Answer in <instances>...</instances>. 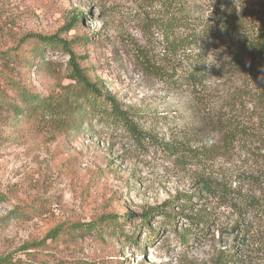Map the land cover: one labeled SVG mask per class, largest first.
<instances>
[{
  "label": "rangeland",
  "instance_id": "1",
  "mask_svg": "<svg viewBox=\"0 0 264 264\" xmlns=\"http://www.w3.org/2000/svg\"><path fill=\"white\" fill-rule=\"evenodd\" d=\"M142 1L0 0V52L20 46L24 56H34L25 75L33 90L44 96L67 83L68 55L24 38L58 34L85 56L83 66L103 90L127 107L158 116L145 128L183 149L174 156L139 150L99 128L96 135L33 136L11 126L0 146V255L52 264H264L250 255L238 229H224L218 221L182 248L176 233L187 218L175 213L173 225L160 215H172L170 207L180 210L184 200L193 211L200 209L199 180H226L245 159L243 147L204 124L205 108L164 92L130 63L124 40L141 35L128 13ZM146 212L148 225L141 221ZM56 227L63 230L57 242L48 239L37 251H23Z\"/></svg>",
  "mask_w": 264,
  "mask_h": 264
},
{
  "label": "trees",
  "instance_id": "2",
  "mask_svg": "<svg viewBox=\"0 0 264 264\" xmlns=\"http://www.w3.org/2000/svg\"><path fill=\"white\" fill-rule=\"evenodd\" d=\"M128 14L138 23L141 35L138 40H124L130 63L164 92L185 95L205 108L204 124L220 132L223 141L243 147L245 159L226 180H199L200 209L193 211L184 200L180 210L171 206L172 215L164 211L160 215L173 225L175 213L187 218L186 227L176 233L182 248L194 243L193 236L204 237L207 226L221 221L224 229H238L251 246L250 255L264 262V148L260 146L264 142V0H143ZM28 37L68 55V82L40 95L25 77L34 56H24L20 46L0 52V146L7 141V129L19 126L17 131L33 136L46 132L96 135L99 128L123 136L139 150L168 156L183 150L179 143H166L145 128L148 120H160L158 116L127 107L103 90L102 83L92 79L83 66L85 56L72 49V40L58 34H29L24 39ZM206 205L213 212L206 211ZM187 210L190 215L183 214ZM149 217L146 212L141 221L148 225ZM62 231L56 227L22 249L37 251L48 239L55 243ZM24 262L52 264L0 255V264Z\"/></svg>",
  "mask_w": 264,
  "mask_h": 264
}]
</instances>
